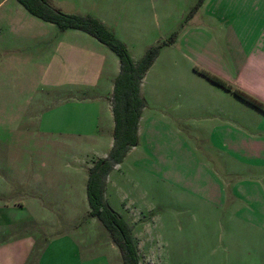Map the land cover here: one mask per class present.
<instances>
[{
	"label": "rangeland",
	"instance_id": "374dc122",
	"mask_svg": "<svg viewBox=\"0 0 264 264\" xmlns=\"http://www.w3.org/2000/svg\"><path fill=\"white\" fill-rule=\"evenodd\" d=\"M47 1L67 14L104 16L121 23L135 63L150 47L169 41L189 26H206L219 40L222 32L204 17L203 5L189 17L199 0ZM56 32L60 38L62 32L56 25L31 15L18 0H0V49L5 51L0 50V247L17 241V237L35 238L40 243L45 237L72 231L78 240L85 239L83 258L100 257L98 263L103 264L104 255L111 264H123L119 248L113 250L109 244L108 230L88 215L89 171L101 159L98 156L108 157L114 144V131L109 133L104 127L109 116L105 111L103 130L97 138L59 134L66 129V121H38L39 114L59 108L72 96L65 93L66 87L48 84L49 59L45 55ZM161 52L160 63L177 55L176 47L170 45ZM111 53L116 67L119 58ZM170 87L165 94L168 109L152 110V120L167 117L177 124L180 134L150 133L149 149L141 145L110 173L105 199L127 222L140 220L132 228L140 264L223 262L225 255L211 253L216 238L210 231L215 225L209 227L207 203L195 197V169L184 153L197 149L206 163L216 158L208 141L211 121H225L220 112L227 103L234 121H262L264 113L232 93H227L232 97L230 103L222 101L223 106L215 109L219 99L204 93V86L188 76L180 78L179 85L172 80ZM176 87L185 90L183 98L173 94ZM39 193L42 199L36 197ZM221 232L217 226L213 233L217 236ZM201 233L207 237H195ZM11 251L0 252V262L12 259ZM34 254L30 257L33 263L43 255L41 250ZM47 257L51 263L77 264L71 254L61 259L57 253H48L44 261Z\"/></svg>",
	"mask_w": 264,
	"mask_h": 264
},
{
	"label": "crops",
	"instance_id": "0c3cea01",
	"mask_svg": "<svg viewBox=\"0 0 264 264\" xmlns=\"http://www.w3.org/2000/svg\"><path fill=\"white\" fill-rule=\"evenodd\" d=\"M201 9L204 17L222 30L220 40L206 26H189L170 45L177 50L173 60L160 63L162 52L159 54L141 84V95L146 105L139 122V143L131 148L127 157L139 150L141 145L149 149V134L152 132L156 135L180 134L176 129L177 124L170 122L169 118H159L164 121L152 120V110L168 109L165 94L171 90L172 80H177L179 85L180 78L188 76L196 79L204 86V93H212L219 99L220 104L215 109L223 106L222 101H232V97L227 94L231 92L212 83L199 71L216 75L264 102V0H206ZM98 18L129 46L121 23L110 22L104 16ZM61 32L60 38L56 32L54 41H50L47 47L48 84L52 88L66 87L65 93L72 96L59 108H50L39 114L38 121H66V129L59 134L97 138L103 130L101 123L106 111L110 120L104 123V127L113 133L115 120L112 99L114 82L120 73V61L115 67L111 50L94 37H86L84 34L87 33L83 31ZM0 50L5 52L4 49ZM104 74L106 76L103 78ZM178 87L173 94L181 99L185 90ZM224 107L220 114L225 121H211L212 130L208 140L216 158L213 156L212 161L206 163L199 158L197 149L192 153H184L194 165L195 197L200 202H206L210 208L209 227L215 225L216 230L219 226L222 231L217 236L214 230L210 231L211 237L216 238L211 253L225 255L224 261L210 264H264V116L262 121H234L228 103ZM173 118L180 120L179 117ZM155 119H158L157 116ZM110 179L109 175L107 184ZM41 196L39 193L36 197L42 199ZM139 222L131 220L128 223L133 228ZM132 232L135 237V231ZM76 235L72 231L58 233V236L42 239V245L35 238L17 237V241L0 247L1 254L12 250L13 256L11 260H3L0 264H69L51 263L48 257L44 261L48 253H57L61 259L71 254L77 259V264H99L100 257L92 260L88 256L85 257L87 259L83 258L82 245L85 239L83 237L80 241ZM195 237L205 238L207 235L201 233ZM109 244L113 250L118 249L111 238ZM39 250L43 255L33 263L30 257ZM103 259H106L103 264H111L108 257L103 255Z\"/></svg>",
	"mask_w": 264,
	"mask_h": 264
},
{
	"label": "trees",
	"instance_id": "16d2710c",
	"mask_svg": "<svg viewBox=\"0 0 264 264\" xmlns=\"http://www.w3.org/2000/svg\"><path fill=\"white\" fill-rule=\"evenodd\" d=\"M18 1L31 15L56 25L61 31L80 30L89 34L106 45L119 58L120 73L114 82L112 99L115 120L114 145L108 157L99 159L89 171L87 184L89 216L97 218L108 230L111 239L121 252L123 264H140L139 250L130 224L106 202V184L114 168L121 164L131 148L139 143V122L146 105L141 95L142 81L161 50L172 45L180 32L174 33L169 41L150 47L141 60L135 63L125 43L119 40L99 19L64 13L47 0ZM204 2L205 0H199L189 17L194 15ZM199 73L264 113V102L261 100L207 71L202 70Z\"/></svg>",
	"mask_w": 264,
	"mask_h": 264
}]
</instances>
